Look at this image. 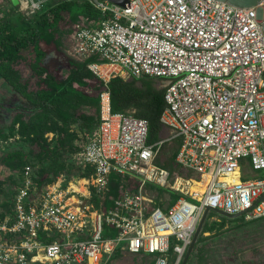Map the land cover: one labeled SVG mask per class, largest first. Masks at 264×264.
<instances>
[{
  "label": "built area",
  "instance_id": "built-area-1",
  "mask_svg": "<svg viewBox=\"0 0 264 264\" xmlns=\"http://www.w3.org/2000/svg\"><path fill=\"white\" fill-rule=\"evenodd\" d=\"M48 1L19 0L17 11L29 18ZM82 1L100 18L74 25L70 54L96 58L88 69L103 87L99 125L74 161L93 172L61 175L36 193L27 166L12 213L0 220V264H107L118 252L181 264L207 208L246 223L264 219V2L237 9L215 0ZM123 74L165 82L161 123L182 138L176 163L192 177L155 164L162 142L148 143L146 120L112 112L108 84ZM111 175L139 186L98 209L93 191L107 192ZM161 190L179 199L164 206ZM105 225L116 237H104Z\"/></svg>",
  "mask_w": 264,
  "mask_h": 264
},
{
  "label": "trees",
  "instance_id": "trees-1",
  "mask_svg": "<svg viewBox=\"0 0 264 264\" xmlns=\"http://www.w3.org/2000/svg\"><path fill=\"white\" fill-rule=\"evenodd\" d=\"M11 5L10 0H7ZM82 18L98 21L100 13L87 1L51 0L32 17H24L16 9L5 11L0 5V88L11 91V103H1V111L14 113L8 127H0V143L15 140L17 143L0 145V166L9 170L17 188L0 204V220L12 213L14 198L23 184V171L33 169L36 193L50 185L61 175L68 180L89 177L93 170L84 171L75 161L91 134L100 122L98 93L103 84L88 69L96 58L78 61L68 58L63 37L72 32ZM67 58L69 72L60 78L48 62L51 59ZM67 62V61H66ZM157 78L142 77L124 80L114 78L108 84L111 92L112 112L132 113L149 124L148 143L162 142L155 164L170 172L172 177H192L193 174L176 163L182 138L172 137L170 129L161 123L167 104L166 89L161 88ZM7 87V88H6ZM52 134L49 139L47 136ZM9 179V180H10ZM107 192L99 195L93 191L92 203L110 208L111 200L117 199L127 186L138 188L139 182L111 175ZM4 181H0V193H4ZM171 200L164 206H172L179 195L171 193ZM103 202V203H102ZM113 207V206H112ZM217 213L211 212L210 220ZM221 223L206 221L197 246L227 222L241 220L221 217ZM264 220V219H262ZM244 222V220L242 219ZM245 223V222H244ZM117 232L104 226V237L114 238ZM195 251V250H194ZM202 252L200 260L205 263ZM118 252L115 256L119 257ZM192 256V255H191ZM191 259V257H190ZM189 259V261H190ZM188 261V263H189ZM175 258L170 260L174 264ZM153 264V260H152Z\"/></svg>",
  "mask_w": 264,
  "mask_h": 264
},
{
  "label": "rangeland",
  "instance_id": "rangeland-1",
  "mask_svg": "<svg viewBox=\"0 0 264 264\" xmlns=\"http://www.w3.org/2000/svg\"><path fill=\"white\" fill-rule=\"evenodd\" d=\"M3 1L7 6L9 2ZM7 88V87H6ZM0 88V104L11 103L12 93ZM14 113H7L0 109V127H8L10 125L11 117ZM51 139V134L47 136ZM17 143L15 140L9 142H1L2 150L4 146ZM11 174L9 170H5L0 166V181H4V193H0V204L6 200L15 191L17 185L10 179ZM10 177V178H9ZM248 178H250L248 176ZM10 179V180H9ZM79 179V178H76ZM84 191L83 188H81ZM114 205L111 200L110 208ZM4 208H0V212H3ZM222 216L215 215L208 222L221 223ZM207 238L203 240L192 253L191 259L188 264H202L200 257L204 252L205 263L204 264H264V220H258L254 222L244 223L241 220L236 222H227L223 228H219L215 233L205 235ZM149 259L145 256L134 257L131 254H122L115 259L112 264H150Z\"/></svg>",
  "mask_w": 264,
  "mask_h": 264
},
{
  "label": "water",
  "instance_id": "water-1",
  "mask_svg": "<svg viewBox=\"0 0 264 264\" xmlns=\"http://www.w3.org/2000/svg\"><path fill=\"white\" fill-rule=\"evenodd\" d=\"M12 5L14 7H18L19 6V0H10ZM110 2L116 4V5H119V6H122V7H125V5L128 3L127 0H109ZM215 1H218V2H221V3H225V4H228L229 6H232L234 8H237V9H249V8H254V7H257L259 5H261L264 0H215ZM262 29H263V32H264V23H263V26H262ZM211 212H215L217 213L218 215L222 216V217H225V218H228V219H238L241 217L240 214L238 215H229L223 211H213L211 210L210 208H207L205 210V213L197 227V230H196V233L193 237V240H192V243L182 261L181 264H188V261L192 255V253L194 252L195 250V247H196V244L198 242V239L202 233V230H203V227L208 219V216Z\"/></svg>",
  "mask_w": 264,
  "mask_h": 264
},
{
  "label": "crops",
  "instance_id": "crops-1",
  "mask_svg": "<svg viewBox=\"0 0 264 264\" xmlns=\"http://www.w3.org/2000/svg\"><path fill=\"white\" fill-rule=\"evenodd\" d=\"M11 2V1H10ZM11 7H10V11L12 12L14 9H16L17 10V7H14L13 5H12V3H11V5H10ZM71 31L73 30V29H70ZM71 35H72V32H70L68 35H65L64 37H63V46H65L67 49H66V54H67V56H68V58H72L71 57V49H70V45H71ZM67 61V62H66ZM48 66H49V68L53 71V72H55L56 73V75L58 76V77H60V78H63V77H66L67 76V74H68V72H69V65H68V60H67V58L65 59V58H63L62 57V59H61V57H60V59H58V60H56V59H51L49 62H48ZM119 78H122V79H124V80H130L132 77H129V76H127V75H125V74H123V75H120L119 76ZM165 82L162 80L161 81V88H163V89H165ZM132 113H134V111H132ZM170 134L172 135V131L170 130ZM53 135L51 134V137H52ZM172 137H173V135H172ZM158 193H159V196L160 197H162L163 199H167V202H169L168 200H171V192H169V191H166V190H161V191H158ZM134 257H141V255H133ZM144 257V256H143ZM146 257V256H145ZM118 258V256L116 257V256H113L110 260H109V262L107 263V264H112V262L115 260V259H117ZM147 259H149L150 261H149V263L150 264H152V259H150L149 257H146Z\"/></svg>",
  "mask_w": 264,
  "mask_h": 264
},
{
  "label": "bare ground",
  "instance_id": "bare-ground-1",
  "mask_svg": "<svg viewBox=\"0 0 264 264\" xmlns=\"http://www.w3.org/2000/svg\"><path fill=\"white\" fill-rule=\"evenodd\" d=\"M74 188L76 189V191L83 192V190L81 189L82 187L74 186ZM84 191H85V190H84Z\"/></svg>",
  "mask_w": 264,
  "mask_h": 264
}]
</instances>
